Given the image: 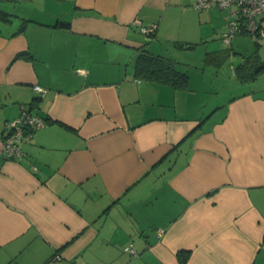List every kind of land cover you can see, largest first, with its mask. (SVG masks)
I'll use <instances>...</instances> for the list:
<instances>
[{"label": "crops", "instance_id": "0c3cea01", "mask_svg": "<svg viewBox=\"0 0 264 264\" xmlns=\"http://www.w3.org/2000/svg\"><path fill=\"white\" fill-rule=\"evenodd\" d=\"M193 1L0 0V264H264V67L241 78L255 42L217 48L228 11ZM166 41L237 56L234 79L171 57L186 88L137 78ZM22 105L47 122L7 158Z\"/></svg>", "mask_w": 264, "mask_h": 264}, {"label": "built area", "instance_id": "2783aa9c", "mask_svg": "<svg viewBox=\"0 0 264 264\" xmlns=\"http://www.w3.org/2000/svg\"><path fill=\"white\" fill-rule=\"evenodd\" d=\"M218 7L227 10L226 31L222 33L221 40L228 44L231 38L237 34H246L253 39L264 38V24L258 20L264 14V0H194L195 9H209ZM156 24L141 25L140 30L147 34L155 30ZM34 90L42 95L44 89L38 85L33 86ZM46 120L34 113L29 105H22L18 116L4 122L5 133L2 137V153L7 158L21 155L20 143L32 137L35 130L42 128ZM130 254L135 251L131 245L126 247ZM60 257L58 254L55 256Z\"/></svg>", "mask_w": 264, "mask_h": 264}, {"label": "trees", "instance_id": "16d2710c", "mask_svg": "<svg viewBox=\"0 0 264 264\" xmlns=\"http://www.w3.org/2000/svg\"><path fill=\"white\" fill-rule=\"evenodd\" d=\"M209 9H202V10L196 9V10L204 11V10H209ZM10 16H11L10 13L0 10V19L8 20ZM56 25L62 28H69V23L67 22L58 21ZM156 29L145 35H149L153 37ZM253 41L255 42V52H253L249 56H246L245 59L235 67V71L238 74H240L239 76H241V78L243 79L245 77L254 78L255 76L254 72H257L262 67H264V62H258L256 59L257 58L256 49H257L260 39H257V40L253 39ZM230 42L228 44H224L223 42L222 43L228 46ZM175 43L178 46H182L183 44L180 42H175ZM191 46L192 45L187 44V47H191ZM228 55H229V52H227L226 50H217L214 52H208L205 56V61L211 62L215 58H217L219 62L217 61H213V62H216L217 65H220L227 58ZM133 67H134L135 76L141 80H151V81H155V82H159L163 84L165 83V84L171 85L174 88H179V89L186 88L187 83H188L187 73L177 69L176 63L173 59L169 57L161 56L158 54H154L153 52H150L146 47H144V45L138 48ZM247 69H250L249 72L246 71ZM246 73L247 75L243 76ZM185 257H186V254L180 255V260L182 263L185 262Z\"/></svg>", "mask_w": 264, "mask_h": 264}, {"label": "rangeland", "instance_id": "374dc122", "mask_svg": "<svg viewBox=\"0 0 264 264\" xmlns=\"http://www.w3.org/2000/svg\"><path fill=\"white\" fill-rule=\"evenodd\" d=\"M226 13L225 10H220L218 12L219 17L221 18L224 14ZM144 45L147 46L149 43H151L153 41L154 38H152V36L149 35H144ZM244 44H246V46H252L253 45V39L249 36H243ZM154 43V42H153ZM215 43L217 48H224L225 46L222 44L221 40H219V37L216 36L215 39ZM243 44V45H244ZM159 44L154 43V45H150L149 48H147L150 52H162L161 54L171 57V58H175L178 62L180 61H184L187 60L189 61L192 65L197 66L198 70L202 69V67H204V58H205V53H206V46L204 43H200L197 46H195L194 48H188L186 43H183L182 46H178L176 45V43L174 41H166L163 43V47L162 49H160V51H157L159 49V47H157ZM223 45V46H222ZM224 50V49H223ZM156 54V53H154ZM237 57V56H236ZM233 57L231 56L229 59H227L225 62L222 63L221 68L216 69V65H207L206 66V70L213 72L214 74H216L217 72L219 74H221V78H224L225 80L228 79H234L232 77V73H231V66L235 65L238 62V57ZM209 67V69H208ZM176 68L184 71V70H188L186 65H182L180 63H177ZM211 78V77H210ZM215 78H211V80H213ZM227 82V81H226Z\"/></svg>", "mask_w": 264, "mask_h": 264}, {"label": "water", "instance_id": "95a60500", "mask_svg": "<svg viewBox=\"0 0 264 264\" xmlns=\"http://www.w3.org/2000/svg\"><path fill=\"white\" fill-rule=\"evenodd\" d=\"M23 29V26L21 27V29L20 30H22Z\"/></svg>", "mask_w": 264, "mask_h": 264}]
</instances>
